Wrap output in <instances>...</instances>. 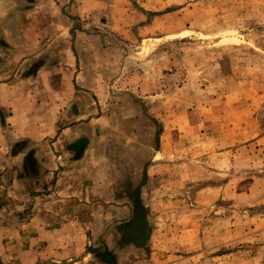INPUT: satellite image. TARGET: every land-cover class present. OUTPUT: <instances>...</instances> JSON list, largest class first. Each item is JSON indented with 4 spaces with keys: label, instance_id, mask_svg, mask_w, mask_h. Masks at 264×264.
Wrapping results in <instances>:
<instances>
[{
    "label": "rangeland",
    "instance_id": "1",
    "mask_svg": "<svg viewBox=\"0 0 264 264\" xmlns=\"http://www.w3.org/2000/svg\"><path fill=\"white\" fill-rule=\"evenodd\" d=\"M8 81L0 225L76 215L65 264H264V0H0ZM60 133L80 172L37 189L19 156Z\"/></svg>",
    "mask_w": 264,
    "mask_h": 264
},
{
    "label": "crops",
    "instance_id": "2",
    "mask_svg": "<svg viewBox=\"0 0 264 264\" xmlns=\"http://www.w3.org/2000/svg\"><path fill=\"white\" fill-rule=\"evenodd\" d=\"M18 28L20 27L18 26ZM17 82L20 84V82L22 83L23 81ZM14 88V82L12 81L0 84V107L3 108L7 106L5 105L6 99L1 98L4 89L9 91ZM11 108L12 114L9 116L8 122H11L13 125L15 117L18 115L19 104L14 103ZM59 108L60 107L55 109V107H53L55 111L51 115V125L54 127H56L57 124H61L62 112L56 113ZM64 127H66V125H64ZM13 128L16 129L17 127ZM53 130L55 132L56 129ZM19 134V138L21 137L29 140V143L34 142L31 143V146L33 144L37 146L39 142H42L41 140L45 138L48 132L37 139L27 136L26 133ZM79 138L81 139L78 135H72L64 139L63 133H60L47 142L49 151H47V155L45 156L46 159H42L44 153L41 149H36L32 153L37 163L39 162L40 164V166L37 167L39 178L33 180V187L37 189L45 187L43 174H55L57 177L59 174L66 173L68 169L79 168L77 171L80 170V162L85 159L86 150L84 154L79 153L78 155H72L70 151L68 154L66 150L62 149V145L66 142H76ZM25 156L26 153H22L19 156V160L22 161V165L20 164L19 168L21 170L23 168ZM33 170L36 171V166ZM68 217L69 216H65L62 213H49L47 215L38 213L31 216L30 222L27 223L30 226L27 229H25V225H20L18 223H16L15 228H6L7 226L0 225V264H39L44 260H49L52 264H65L71 260L72 257L80 255L85 246L84 237L81 235L84 232H82L78 223L74 225V223H76L75 219H78L76 215H72L69 219ZM42 223H44V225H42Z\"/></svg>",
    "mask_w": 264,
    "mask_h": 264
},
{
    "label": "trees",
    "instance_id": "3",
    "mask_svg": "<svg viewBox=\"0 0 264 264\" xmlns=\"http://www.w3.org/2000/svg\"><path fill=\"white\" fill-rule=\"evenodd\" d=\"M25 163H27L25 165L26 166V168H25L26 173L30 174V170H32V166H33L32 153L31 154H27V156L25 157Z\"/></svg>",
    "mask_w": 264,
    "mask_h": 264
},
{
    "label": "flooded vegetation",
    "instance_id": "4",
    "mask_svg": "<svg viewBox=\"0 0 264 264\" xmlns=\"http://www.w3.org/2000/svg\"><path fill=\"white\" fill-rule=\"evenodd\" d=\"M135 216V215H134ZM135 220H136V218L133 220L132 219V222L130 223V226H129V229L128 230H130V232L132 233V231H133V226H134V222H135ZM141 235H139V236H134V238H133V240L134 241H136V240H138V241H142L143 240V235L140 237ZM139 237V238H138Z\"/></svg>",
    "mask_w": 264,
    "mask_h": 264
}]
</instances>
